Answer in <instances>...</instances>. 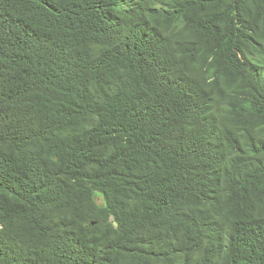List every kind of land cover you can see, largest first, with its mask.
Segmentation results:
<instances>
[{"label":"trees","instance_id":"1","mask_svg":"<svg viewBox=\"0 0 264 264\" xmlns=\"http://www.w3.org/2000/svg\"><path fill=\"white\" fill-rule=\"evenodd\" d=\"M0 264H264V0H0Z\"/></svg>","mask_w":264,"mask_h":264}]
</instances>
